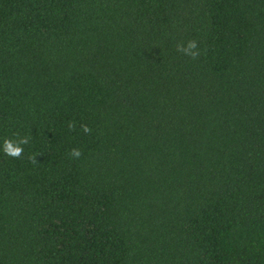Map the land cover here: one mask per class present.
<instances>
[{
	"label": "trees",
	"instance_id": "16d2710c",
	"mask_svg": "<svg viewBox=\"0 0 264 264\" xmlns=\"http://www.w3.org/2000/svg\"><path fill=\"white\" fill-rule=\"evenodd\" d=\"M0 264H264V0H0Z\"/></svg>",
	"mask_w": 264,
	"mask_h": 264
},
{
	"label": "clouds",
	"instance_id": "9594fccd",
	"mask_svg": "<svg viewBox=\"0 0 264 264\" xmlns=\"http://www.w3.org/2000/svg\"><path fill=\"white\" fill-rule=\"evenodd\" d=\"M176 50L181 54L192 58L193 60L197 59L200 56V50L198 46V42L196 40H189L186 44L185 43H177ZM69 130H75L76 124L73 121L68 123ZM82 131L86 134L91 133L92 129L87 124L81 125ZM17 139L12 138H4L2 144V150L6 156H10L12 158L19 159L23 153L24 148L23 146L30 142V136H19V134H15ZM82 150L79 148H73L69 152V156L74 159H78L82 156ZM37 154L29 155L28 159L35 164L37 162L36 159Z\"/></svg>",
	"mask_w": 264,
	"mask_h": 264
}]
</instances>
